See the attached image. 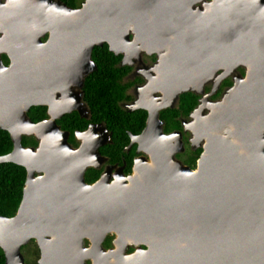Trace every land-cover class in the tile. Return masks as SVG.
<instances>
[{
  "label": "water",
  "instance_id": "95a60500",
  "mask_svg": "<svg viewBox=\"0 0 264 264\" xmlns=\"http://www.w3.org/2000/svg\"><path fill=\"white\" fill-rule=\"evenodd\" d=\"M103 44L122 64L142 51L161 55L156 69L171 89H155L166 95L152 105L134 103L148 117L130 145L149 160L135 159L132 174L111 184L106 170L88 184L86 170L104 163L99 148L112 143L105 123L75 131L72 147L56 121L72 112L89 119L82 89ZM238 68L245 75L220 100H200L183 123L202 147L191 171L174 158L181 135L163 133L159 111L199 93L190 74L222 80ZM37 106L47 118L33 122ZM0 130L12 143L0 164L26 172L15 214L0 215L4 264H25L31 241L37 264H264V0H84L78 8L0 0ZM23 137L37 145L24 147ZM130 243L147 250L127 257Z\"/></svg>",
  "mask_w": 264,
  "mask_h": 264
},
{
  "label": "flooded vegetation",
  "instance_id": "af4514ba",
  "mask_svg": "<svg viewBox=\"0 0 264 264\" xmlns=\"http://www.w3.org/2000/svg\"><path fill=\"white\" fill-rule=\"evenodd\" d=\"M83 1L84 0L77 1L78 6L74 8L80 7ZM133 38L134 36L131 34L129 36V39L133 40ZM113 56L116 59V62H115L116 67L120 68L122 71L121 83L122 85H124L123 99L119 101L118 106L129 115V119H131V117L133 118L131 120H134V123L129 124L128 126L129 128L133 130V132H131L128 129L125 130L126 131L125 134L127 135V138H128V143L121 149L120 153L116 154L114 150L109 148L107 149V153L109 152V154L107 155L101 150H103L107 146H112L113 132L107 128L106 123L103 121L88 123L87 127L90 124L96 125L99 123H105L106 128L111 135V141H112V143L104 145L99 148V153L105 159V161L97 169L89 168L97 172V177L88 184H93L96 181H98L100 176L105 170L108 173V182L109 184H111L115 182L120 175L126 178L132 174V167L134 165L135 159L142 157V158H145L147 161L149 160V157L145 155L143 152L141 151L138 152V145L136 143H133L132 145H130L131 137L139 136L144 131L146 127V120L148 117V112L146 110L133 109L134 103L139 100L144 105H148V106L152 105L155 102V99L161 100V97L163 95H166V94L160 93L159 91L155 92V89L161 90V91L171 89V77L167 78L164 74L158 73L156 69V65L159 63L161 55H158L155 53L147 54L146 52L142 51L138 59L133 58V57L131 59L129 58L126 64H122V59H123L122 54H119L117 56L113 54ZM200 73L201 72H198L194 75L192 74L189 75L190 80L196 79V85L193 84L194 86L193 88L195 89L194 91H198L199 93H194L193 91L181 93L178 95L177 99L173 100L172 107H167L159 111V120L162 121L163 133L168 135V134H172L173 132H180V135H181L182 148H181V151H179L178 153L174 155V158L178 160L182 164V166L190 169L191 171L196 170L197 161L202 153V147L195 148L194 146H192V143L190 141L191 134L189 131L184 130L183 123L190 121V114L198 106V104L200 103V100L204 99L207 102L208 101L216 102L220 100L222 94L233 86L234 78L235 77L237 78L240 76L243 77L245 75L244 68H238L232 75L222 80L218 78L221 72H217L212 77L207 78V79H204L203 75H201ZM203 79H204V82L202 83V85H200ZM174 82H175V79H174ZM188 97H193L195 100V104L194 106H192V108H190V110L185 103L182 105L183 100L187 99ZM82 100L85 103L84 92H83ZM184 108L188 109V111L185 112ZM45 110H47L46 107H45ZM45 114H46V111H45ZM65 115H63L56 122L61 120ZM90 117H91V112H90L89 119H84V120L89 121ZM46 118H47V114L44 119ZM136 118H137V121H136ZM168 119H171L170 126H169L170 121H168ZM73 138H74V143L70 142V137H68V143L72 145V147H77L78 143L76 142L74 135H73ZM84 178H85V175H84ZM115 239H116V235L114 233L108 234L102 243V247L106 250L114 248L112 243ZM84 244L85 246L90 245L88 240H84ZM145 250H147V247L143 244L136 245L134 243H130L127 245L125 249V255L129 257L135 253L145 251ZM140 263L143 264V262H140ZM87 264H90V262H87Z\"/></svg>",
  "mask_w": 264,
  "mask_h": 264
},
{
  "label": "trees",
  "instance_id": "16d2710c",
  "mask_svg": "<svg viewBox=\"0 0 264 264\" xmlns=\"http://www.w3.org/2000/svg\"><path fill=\"white\" fill-rule=\"evenodd\" d=\"M68 7H76V0H60ZM92 60L96 65V71L88 75L84 81L83 92L84 101L87 104L91 117L90 120L81 119L76 112L65 115L57 123L62 130L69 132L70 142L74 143V132L84 130L90 122H105L107 128L113 132L112 146H107L102 152L107 153V149L120 153L121 149L128 143L126 129L133 132L129 128V124H133L134 120L124 112L118 103L123 99L124 85L121 83V69L116 67V59L111 52L108 51L104 44L102 47H94L92 50ZM4 64H8L5 56H2ZM187 107L192 108L195 104L193 97H188L182 102ZM45 107L37 106L30 108L28 117L33 122H39L46 117ZM187 112L188 109L184 108ZM137 121V118H136ZM169 126L171 119H168ZM22 145L24 147H35L37 145L33 137H23ZM12 149V143L7 132L0 130V156L8 154ZM26 172L24 168L12 163L0 164V215L4 217H12L20 203L22 197V189L25 182ZM97 177V172L89 169L85 173V181L90 183ZM28 245L35 248L36 256H39L38 248L34 241ZM27 246V245H26ZM25 247V246H24ZM23 248V247H22ZM38 260V258H37ZM35 260L34 264H37ZM0 264H4V256L0 250Z\"/></svg>",
  "mask_w": 264,
  "mask_h": 264
},
{
  "label": "rangeland",
  "instance_id": "374dc122",
  "mask_svg": "<svg viewBox=\"0 0 264 264\" xmlns=\"http://www.w3.org/2000/svg\"><path fill=\"white\" fill-rule=\"evenodd\" d=\"M79 1V0H77ZM21 253L24 257L25 264H34L35 260H37L35 248L32 245H27L21 249Z\"/></svg>",
  "mask_w": 264,
  "mask_h": 264
}]
</instances>
